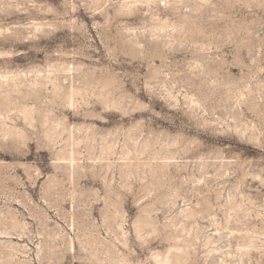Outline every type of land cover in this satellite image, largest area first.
I'll use <instances>...</instances> for the list:
<instances>
[{
  "label": "rangeland",
  "instance_id": "1",
  "mask_svg": "<svg viewBox=\"0 0 264 264\" xmlns=\"http://www.w3.org/2000/svg\"><path fill=\"white\" fill-rule=\"evenodd\" d=\"M0 264H264V0H0Z\"/></svg>",
  "mask_w": 264,
  "mask_h": 264
}]
</instances>
